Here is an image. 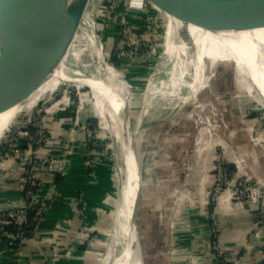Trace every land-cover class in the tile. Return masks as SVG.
I'll list each match as a JSON object with an SVG mask.
<instances>
[{"label": "rangeland", "instance_id": "374dc122", "mask_svg": "<svg viewBox=\"0 0 264 264\" xmlns=\"http://www.w3.org/2000/svg\"><path fill=\"white\" fill-rule=\"evenodd\" d=\"M97 1H88V11L85 12L87 19L85 15L81 19L70 45L84 49L86 55V46L90 45L88 34H91V28H94L96 35L97 29L104 25L103 32H99V35L108 37L107 44L98 40L101 51L94 50L93 47L87 49L99 54L103 66L119 73L118 100L124 105L126 99L124 121L131 132L125 147L120 151L118 144L119 132L123 131L122 125L118 122L112 129H104L101 121L90 112V106L97 111V99L102 100V97L98 92H92L87 79L75 78L73 69L57 70V73L48 77L55 82V86L61 80H66V83L76 88L67 90L68 103L55 109L71 122L64 137L58 142L61 150L58 149L50 157L61 155L64 158V168L66 162L70 165L75 153L73 151L78 150L79 144L81 147L78 151L85 156H82L81 165L78 166L83 167L86 176L93 179L94 185L97 182L102 185L99 188L90 187V200L84 188L78 192L77 205L84 216V230L80 233L82 237L79 236L77 249L71 250L56 261H73L78 258L83 261L81 264L88 263L84 261L100 264V261L105 259V255L110 251L108 244L111 236L121 226L114 222L122 183L117 157L121 155L123 171L122 162L128 146L141 177L137 220L134 218L136 233L133 257L140 250L144 264H192L191 256L185 257L183 248H179L175 242L179 229L187 219L196 216V219L190 220L191 225L196 221L198 224L199 217H207L211 244L215 231L213 229H216V223H213L218 213L224 210V197L233 209L234 206L246 202L242 199L246 198L248 201L249 197L258 202L256 209L264 206V105L261 101L254 100L250 94L239 93L233 88L229 77L232 66L223 64L222 70H217L215 74L202 71L210 78L204 87H200L197 98L178 106L170 114L167 111L168 117L163 115V111L159 109H164V103L174 97L177 83L189 63L181 53L189 49L193 52L190 42H183L179 48L174 40L175 30L180 26L184 27V23L163 13L167 25L163 41L156 31L158 25L153 24L150 19L143 23L125 8L121 0L113 4V15L110 14L107 20L110 22L105 24L102 18H107L108 10L112 9L107 8L106 2L97 5ZM94 3L98 8L94 15V27H90L89 13ZM89 59V55L84 57L86 62H89ZM98 63L99 58L95 60L94 71L99 70ZM239 64L237 84L242 88L241 60ZM101 71L106 77L104 69ZM91 73L92 70L89 75ZM261 83L262 87L257 85V88L260 87L264 96V83ZM245 85L243 89L251 88L248 84ZM42 88L40 86L31 99L23 102L24 111L47 97L49 92L43 95ZM60 99L44 105L41 112L33 116L24 128L17 130L11 145L16 144L18 147L21 143L26 146L23 138H20L18 143L16 141L19 137H24L26 130H30L31 135H34L39 126L44 127L43 123L54 124L61 115L56 116L55 111L50 113L48 110ZM118 103L120 106V102ZM11 119L12 115L9 114L2 122L0 136ZM72 131L75 135L69 140ZM44 134L42 148H49L50 137L46 132ZM31 138L36 140L35 135ZM64 149L67 152L65 154L62 153ZM235 162L239 163V167ZM19 164L12 169L8 167V170L21 169L26 163L19 161ZM0 168L2 177L8 171H4L1 166ZM67 171L68 169L56 173L53 179L55 176L64 178ZM42 174L48 175L47 172L38 171L34 178L39 182L37 190L40 188ZM50 190L53 191L52 188ZM55 196L53 193L52 198ZM39 221L40 219L37 223ZM175 222L181 223L180 228L175 226ZM194 231L195 229L193 234ZM122 234L124 239V231ZM209 252L214 256L215 252L211 247ZM74 255H78L77 258Z\"/></svg>", "mask_w": 264, "mask_h": 264}, {"label": "water", "instance_id": "95a60500", "mask_svg": "<svg viewBox=\"0 0 264 264\" xmlns=\"http://www.w3.org/2000/svg\"><path fill=\"white\" fill-rule=\"evenodd\" d=\"M88 1L89 0H6V8H8L9 11L4 26L0 31V114L27 101L53 73L60 60L64 57L76 33L77 26L82 19ZM117 1L118 0H98L96 4L98 5L106 2L107 8L111 10L113 4H116ZM121 1L125 8L143 23H146L147 20L150 19L151 22L153 21V24L158 25L159 28H157L156 31H158L163 41L165 40V33L167 31L163 13L184 24L196 26L210 32L248 31V29L236 21V19L221 17L215 8L216 0ZM235 2L237 4V0H225V4H222L224 8L236 11L235 8H231L238 6V4L235 5ZM94 4L91 6L93 9L97 7L96 4ZM113 12L114 9H112V11L108 10L109 15L107 18H105V16L102 18L105 24L110 22L107 20L110 18V14L113 15ZM92 27H94V25H92ZM103 29L104 25L102 24V26L97 29L98 36L96 37L97 34H94V28H91L90 45L86 46L87 54L85 55L84 50H82V63L88 65L89 72L93 67L92 65L95 64V60L99 58V54H95L94 51L91 52L87 47H93L94 50L100 49L101 51V47L97 41L100 40L101 43L107 44L106 41L108 38H106V35H102V37L99 35V32H103ZM186 29V25H184V27L180 26L179 29L175 30L174 40L178 43L176 46L179 48L183 42L186 41L189 43V36L183 35L187 31ZM242 40L245 41V39ZM88 55L90 59L89 62H86L84 57ZM181 55L189 62L195 59V54L190 49L187 52H182ZM190 64L194 65V62H190ZM223 64H231L232 66V69L229 71V77L231 78L233 88L239 93L245 92L250 94L254 100L261 101L264 105L262 91L257 88L256 82L250 74L247 75L244 73L245 71H242L244 74L241 78V80L244 79L243 82L240 80L242 88L238 86V70L234 61L204 62L200 70L209 74H215L217 70L218 72L222 70L221 67ZM241 65L244 69L249 70L248 65ZM262 78L264 79V77ZM244 83L248 84L251 88L246 89L244 87L243 89V86H246ZM61 87L62 90H60ZM63 87H65V90ZM71 88H75V86L68 83H61L53 94L37 103L28 113L19 115L0 139V153L11 142L16 131L24 128L33 116L41 112L44 105L58 98L60 99L62 96H67L69 93L67 90ZM127 155H131L128 146L123 157V186L126 183L125 180L129 179L125 171L124 162ZM68 166L69 163L66 162L63 170H67ZM130 172L132 176V170ZM132 204V209L134 210V203ZM247 205L254 206L256 209L258 202L247 201ZM11 209L12 208L9 207L0 208V213L7 212ZM123 215L124 239L122 245L124 247V242L129 238L131 255L133 256L136 233L135 219L133 216V233L131 234L130 228L132 226V221L131 218L127 216L128 209L126 206H123ZM130 215L132 217V214ZM133 215H135V213H133ZM217 221L216 219V223ZM128 232L130 234H128ZM130 240L132 241L130 242ZM253 245L255 246L256 244L254 243Z\"/></svg>", "mask_w": 264, "mask_h": 264}, {"label": "bare ground", "instance_id": "6f19581e", "mask_svg": "<svg viewBox=\"0 0 264 264\" xmlns=\"http://www.w3.org/2000/svg\"><path fill=\"white\" fill-rule=\"evenodd\" d=\"M225 4V0H216L215 8L218 14L221 17L227 18L231 17L236 19L241 25L246 27L248 31L244 32H210L196 26H192L189 24L186 25L185 36H189L190 44L193 47V52L195 54V59L190 62H194V65H191L190 62L186 65L185 71H183L180 80L178 81V85L176 88V92L174 97L164 103V109L161 107L159 110L163 111L162 114L168 117L170 113H172L176 108L180 105H185L184 103L192 101V99L197 98L199 95L200 87L207 83L209 76H205V74L200 70L202 63H214L216 61H220V59L224 61H234L237 67L240 66V60L243 64L249 66L250 70L244 69V67L240 70L245 71V74H250L253 77V80L256 82V85L261 86L264 83V0H237L238 6L231 7L235 8L234 10H229L223 7ZM235 2V5H237ZM6 0H0V31L4 26V22L8 15V8H6ZM87 8V7H86ZM96 8H92L89 13V26L91 27L94 23V15L96 14ZM224 8V9H223ZM88 11L85 9L83 16H87L85 12ZM89 32V31H88ZM1 33V32H0ZM89 39L91 35L88 34ZM242 39H245L242 40ZM82 48L77 46L69 45L64 57L58 63V66L55 68L60 71H65L67 69H73L75 71V78L83 77L87 79L90 85V89L92 92H98L102 97L97 99V114H99V120L101 121V125L104 129H112L114 124L120 123L122 125V132H119V140L118 144L119 150L125 147L126 141L130 134V130L128 129V125L125 123V112H126V99L124 105L121 100H118L119 90L117 89L119 82V73L115 72V70L106 68L101 63V57L99 56V70H93L94 65H92V73L89 75L88 65L82 63L81 54ZM97 54V52H94ZM87 54V53H86ZM102 64V65H101ZM68 65V66H66ZM108 66V65H106ZM106 68V69H105ZM178 68V67H177ZM102 69L107 73V76H103ZM90 70V71H91ZM256 75H254V74ZM243 74V73H242ZM106 75V74H105ZM244 75V74H243ZM175 77V76H173ZM54 78V77H53ZM57 78V77H56ZM71 78V77H69ZM73 79V78H72ZM74 80V79H73ZM77 82V80H74ZM68 81L61 80L58 85L51 90L47 97L55 92L58 86L61 83H66ZM82 83V82H81ZM121 83V82H120ZM175 85V86H176ZM88 87V86H87ZM122 88V86H120ZM204 87V86H203ZM262 87V86H261ZM260 88V87H259ZM264 90V87H263ZM46 97V98H47ZM45 98V99H46ZM31 99L28 98V100ZM42 101L40 99L37 103ZM120 102V106L119 103ZM35 103L32 108L37 104ZM155 103V102H154ZM153 103V104H154ZM159 103V102H158ZM25 103H21L10 110H7L0 114V126L4 119L11 114L12 119L9 125H6L3 134L7 129L14 123L19 115L22 113H28L31 109L23 110ZM158 110V111H159ZM169 112L167 114L166 112ZM158 113V112H157ZM161 114V113H160ZM173 115V114H172ZM141 120V119H140ZM135 131V130H134ZM1 133V134H2ZM2 134V136H3ZM0 136V139L2 138ZM134 143V142H133ZM115 146V145H114ZM115 149V148H114ZM131 153V152H130ZM119 154V153H118ZM125 155V154H124ZM127 155L124 159L125 162V171L128 176L125 180L126 183L123 186V171L121 167V155L119 154L118 158V172L120 176H122V183L120 188V198L117 204V213L114 218V222L121 225L119 229L113 230V235L111 236V241L109 245V252L105 255V259H103L102 264H144L143 259L140 255V250L136 253L135 257L131 255V245L129 244V238L124 242V247L122 248V231H123V206L128 209V217L131 218V221L134 218L137 220V212L139 207L140 193H141V177L138 172V167L135 162L134 155ZM143 160V159H142ZM145 161V160H144ZM239 167V163L235 162ZM123 164V162H122ZM123 166V165H122ZM121 167V168H120ZM134 168V170H133ZM133 175L131 176V171ZM126 203V205H125ZM132 203H134V210L132 209ZM123 204V206H122ZM136 213V216L133 215ZM132 214V217L131 215ZM133 221L131 222L132 226L130 228V233H133ZM128 232V234H130ZM110 238V237H109ZM132 240H130L131 242ZM139 246V245H138ZM139 249V247H138ZM132 256V258H131Z\"/></svg>", "mask_w": 264, "mask_h": 264}, {"label": "crops", "instance_id": "0c3cea01", "mask_svg": "<svg viewBox=\"0 0 264 264\" xmlns=\"http://www.w3.org/2000/svg\"><path fill=\"white\" fill-rule=\"evenodd\" d=\"M57 72V69L53 71V73ZM54 86L55 82L47 78L43 85H41V87H43L41 90L42 94L45 95L47 91L50 92L53 90ZM36 92H38V89L35 93ZM67 103L68 98L64 96L48 111L50 113L55 111L54 113H57L56 116L61 115L62 113L55 109ZM90 110V112L99 119L97 111L93 110L91 106ZM58 120L57 125L50 124L47 127V133L50 135V142L48 143L49 148L44 147L41 151L35 153L34 156L38 158L49 157L51 154L57 152L58 149L61 150L59 141L64 137L70 121L68 117H62V115L58 117ZM71 134L69 140H72L75 132L72 131ZM80 147L81 146L78 144V150ZM78 150L73 151L75 153L71 158V163L64 178L56 182L49 174L44 175V173L41 175L40 188L37 192L38 205L40 207L42 206V213L40 221L34 228L32 240L29 244L24 245L21 249L16 251L7 248L4 243L0 241V264H48L51 257H64L67 253H70L71 250L78 248V240L80 238L79 236H81L79 230L82 219L77 205L78 192L84 188L89 194L87 197L89 199L92 197V195L90 196V187L99 188L102 186L98 184V182L94 185L92 182L93 179L86 176L83 167L78 166L81 165L80 162L83 156ZM3 168L4 171L7 170L8 172L0 177V208L7 205H19L22 198L18 181L22 171H9L8 166ZM52 180L54 181L51 182ZM103 184L105 183L103 182ZM50 188H52L53 191H51ZM53 193L56 194L54 198H52ZM228 203V200L226 201L224 197L222 204L224 210H221L217 216V241L218 245L224 250L225 263L264 264V256L258 252L257 245L254 246L253 244L247 243V237L254 229L253 216L256 210L255 207L247 205L246 201L242 203V205L238 204L234 206L233 209ZM194 213H196V211H194ZM205 216H207L206 213ZM190 218L185 221V226L183 225L182 228L179 227L181 223H174L175 226L180 228L176 235L175 242L179 245V248H183L185 257L187 256L188 258L191 256L192 264H216L214 256L209 252L210 238L208 231L210 230H208L207 227V217L202 218L201 216L199 217L198 224H196L197 221L194 220L196 222L191 225L190 220H192V218L196 219V216ZM186 227L187 229H184ZM194 229L195 231L193 234ZM77 256L78 255H74L76 258ZM65 262L68 264H81L83 261H79L77 258L73 261H57V264H63ZM84 262H88L87 264H96L94 261ZM101 263L102 261H100V264Z\"/></svg>", "mask_w": 264, "mask_h": 264}, {"label": "built area", "instance_id": "2783aa9c", "mask_svg": "<svg viewBox=\"0 0 264 264\" xmlns=\"http://www.w3.org/2000/svg\"><path fill=\"white\" fill-rule=\"evenodd\" d=\"M58 119L54 122L53 125L58 124ZM71 122V121H70ZM50 124L43 123V126L47 128ZM48 125V126H47ZM39 126V130L35 135L36 140L31 137L30 130H26L24 132V137H19L16 139L17 143L20 138L25 140L26 146L19 143L17 147L16 144H12L11 142L5 147V149L0 153V166L1 167H10L12 169L16 165L19 164V161H25V166L21 169H17L16 171H22L19 178V189L21 192V201L19 205H7L5 207L12 208L11 210L0 213V241L2 237L6 239V242H3L4 245L12 249L14 251L21 249L24 245H27L31 242V238L33 235L34 228L37 224V220L40 219V215L42 213L41 207L38 205V192L37 188L39 185L38 181H35L38 171L47 172L52 178L56 173H60L63 170V160L61 155H57L56 158L42 157L38 158L35 155L38 151H41L44 145V133H47V129ZM48 134V133H47ZM49 135V134H48ZM27 136V137H26ZM50 137V135H49ZM50 141V139H49ZM65 152V149L62 152ZM20 165V164H19ZM1 170V168H0ZM255 198L248 199V202H255ZM243 201H247V199H242ZM17 207V208H15ZM264 206H262L259 210L256 209L253 216V224L254 229L247 237L248 244H256L258 252L264 256ZM34 212V216L29 219V214ZM80 216L82 217V223L80 225V233L84 230V216L83 211H79ZM31 222V225H30ZM216 223V219L214 223ZM8 225L16 226L15 233H10L5 230V227ZM32 227L33 229H25ZM215 230V231H214ZM213 239L211 240L210 247L214 250V258L216 264H226L224 260V250L218 245L217 237V223L216 229H213ZM60 258L59 256H53L48 261V264L57 262Z\"/></svg>", "mask_w": 264, "mask_h": 264}, {"label": "trees", "instance_id": "16d2710c", "mask_svg": "<svg viewBox=\"0 0 264 264\" xmlns=\"http://www.w3.org/2000/svg\"><path fill=\"white\" fill-rule=\"evenodd\" d=\"M55 180H56V182H58L60 180V177L59 176H55ZM33 216H34V212L30 213L29 214V219H31ZM81 223H82V219H81ZM81 223H80V225H81ZM30 225H31V222H30ZM25 229H33V228L32 227H29V228H25ZM5 230L7 232H10V233H15L16 226H14V225H8V226L5 227ZM1 242L2 243L3 242H6V239L4 237H2Z\"/></svg>", "mask_w": 264, "mask_h": 264}]
</instances>
